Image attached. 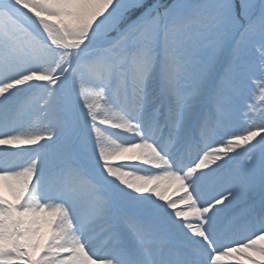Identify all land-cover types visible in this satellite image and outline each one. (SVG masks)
Wrapping results in <instances>:
<instances>
[{
  "label": "snow or ice",
  "instance_id": "snow-or-ice-1",
  "mask_svg": "<svg viewBox=\"0 0 264 264\" xmlns=\"http://www.w3.org/2000/svg\"><path fill=\"white\" fill-rule=\"evenodd\" d=\"M0 264H264V0H0Z\"/></svg>",
  "mask_w": 264,
  "mask_h": 264
},
{
  "label": "bare ground",
  "instance_id": "bare-ground-1",
  "mask_svg": "<svg viewBox=\"0 0 264 264\" xmlns=\"http://www.w3.org/2000/svg\"><path fill=\"white\" fill-rule=\"evenodd\" d=\"M5 195H8V194L5 192ZM169 195H171V193H169ZM9 198H11V197L9 196Z\"/></svg>",
  "mask_w": 264,
  "mask_h": 264
}]
</instances>
